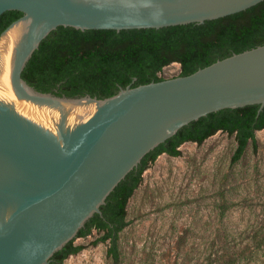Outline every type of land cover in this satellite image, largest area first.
<instances>
[{"label":"water","instance_id":"water-1","mask_svg":"<svg viewBox=\"0 0 264 264\" xmlns=\"http://www.w3.org/2000/svg\"><path fill=\"white\" fill-rule=\"evenodd\" d=\"M263 1L0 0V16L23 13L0 42L26 24L11 59L16 102L46 116V125L14 119L0 100V264H49L142 159L183 127L226 109H264V46L101 100L28 85L22 73L41 42L58 27L120 32L203 24ZM4 69L0 63V74Z\"/></svg>","mask_w":264,"mask_h":264},{"label":"trees","instance_id":"trees-1","mask_svg":"<svg viewBox=\"0 0 264 264\" xmlns=\"http://www.w3.org/2000/svg\"><path fill=\"white\" fill-rule=\"evenodd\" d=\"M23 16L8 11L0 16V35ZM264 46V1L246 11L206 21L162 29L78 30L58 27L44 39L26 64L22 78L36 91L58 97L91 96L107 99L128 87L165 80L164 68L179 63V76L194 74L220 60ZM253 105L226 109L202 117L180 129L165 143L148 153L110 193L81 228L77 236L57 251L49 264H64L84 250L77 238L94 231L98 243L109 244V255L117 262L119 235L128 226L127 205L143 181L144 172L163 154L181 155L187 142L203 144L222 131L238 144L233 161L241 159L248 146L256 148V132L264 129V109Z\"/></svg>","mask_w":264,"mask_h":264},{"label":"rangeland","instance_id":"rangeland-1","mask_svg":"<svg viewBox=\"0 0 264 264\" xmlns=\"http://www.w3.org/2000/svg\"><path fill=\"white\" fill-rule=\"evenodd\" d=\"M180 72L173 63L160 76ZM256 141L237 162L236 139L222 131L184 143L179 157L161 155L129 200L119 260L94 231L64 264H264V129Z\"/></svg>","mask_w":264,"mask_h":264},{"label":"bare ground","instance_id":"bare-ground-1","mask_svg":"<svg viewBox=\"0 0 264 264\" xmlns=\"http://www.w3.org/2000/svg\"><path fill=\"white\" fill-rule=\"evenodd\" d=\"M25 29H26V24L24 22L15 25L14 27L8 30V32L0 42V63H2V65H4L5 67V76L3 77V79H1L0 85L7 88V89L4 88L5 91L8 90L7 97H5V95H0V100H2V102L1 101L0 102L4 103L3 105L6 106L7 111L14 119H18L20 117L21 120L25 118L30 121L32 120L36 122L45 123L46 116L42 110L35 108L34 105L33 107L29 105L32 108L26 109V108H22V106L17 104L15 94L12 91L10 85L11 59L15 49L19 50L21 48L22 45L21 36L25 32ZM8 88L11 90V92ZM9 102H13L14 105L12 106ZM69 105L73 107V105L71 104ZM72 119H70L71 122Z\"/></svg>","mask_w":264,"mask_h":264},{"label":"flooded vegetation","instance_id":"flooded-vegetation-1","mask_svg":"<svg viewBox=\"0 0 264 264\" xmlns=\"http://www.w3.org/2000/svg\"><path fill=\"white\" fill-rule=\"evenodd\" d=\"M238 146V145H237ZM237 150V149H236ZM236 150H235V153H234V155L236 154ZM234 155H233V157H234Z\"/></svg>","mask_w":264,"mask_h":264}]
</instances>
